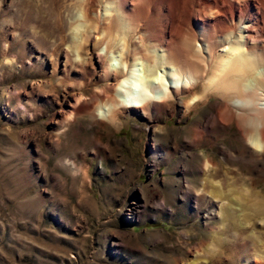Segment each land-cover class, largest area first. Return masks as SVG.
Masks as SVG:
<instances>
[{
    "label": "rangeland",
    "instance_id": "rangeland-1",
    "mask_svg": "<svg viewBox=\"0 0 264 264\" xmlns=\"http://www.w3.org/2000/svg\"><path fill=\"white\" fill-rule=\"evenodd\" d=\"M80 3L0 0V264H245L241 235L233 240L229 227L226 233L201 217L220 200L200 196L197 210L181 188L189 181L197 195L208 157L215 168L237 172L229 177L246 174L264 195V150L254 152L231 123L188 144L194 122L216 101L211 94L186 116L126 114L117 126L86 113L64 119L72 88L81 85L88 96L102 87L95 56L103 50L87 43L83 75L71 49V25L83 22ZM228 155L254 162L224 163Z\"/></svg>",
    "mask_w": 264,
    "mask_h": 264
},
{
    "label": "bare ground",
    "instance_id": "bare-ground-1",
    "mask_svg": "<svg viewBox=\"0 0 264 264\" xmlns=\"http://www.w3.org/2000/svg\"><path fill=\"white\" fill-rule=\"evenodd\" d=\"M79 1L83 22L71 25L77 35L71 49L80 58L87 54L88 42L103 50L95 56L102 87L88 96L81 85L72 88L71 99L61 106L64 119L86 113L117 126L118 118L126 114L148 121L156 120L160 111L186 116L211 94L216 101L202 121L194 122L190 137H185L188 144L195 146L215 126L231 123L254 152L264 150V0ZM69 63L65 52L64 68ZM87 63L82 58L78 63L83 75ZM155 131L157 136L164 134L161 127ZM154 149L167 158L163 146L154 144ZM242 158L228 155L223 162ZM213 165L205 157L199 168L204 174L202 189L194 197L185 181L182 195L194 198L197 210L200 196L220 200L218 209L201 216L205 223L215 219L221 231L230 228L232 239L241 235L237 244L247 245L245 264H264V225L258 229L255 224L257 220L264 224V195L245 180L246 174L229 177L235 171ZM238 198L243 206L236 204ZM227 239L220 238L218 245Z\"/></svg>",
    "mask_w": 264,
    "mask_h": 264
}]
</instances>
